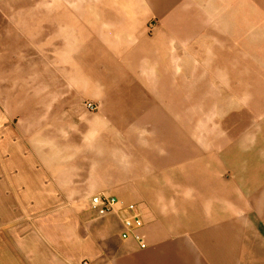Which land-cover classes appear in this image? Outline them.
Segmentation results:
<instances>
[{"label":"crops","instance_id":"crops-1","mask_svg":"<svg viewBox=\"0 0 264 264\" xmlns=\"http://www.w3.org/2000/svg\"><path fill=\"white\" fill-rule=\"evenodd\" d=\"M84 260L264 264V0H0V264Z\"/></svg>","mask_w":264,"mask_h":264},{"label":"built area","instance_id":"built-area-1","mask_svg":"<svg viewBox=\"0 0 264 264\" xmlns=\"http://www.w3.org/2000/svg\"><path fill=\"white\" fill-rule=\"evenodd\" d=\"M87 107L91 111L96 109V106L93 104H88ZM91 207L101 216L113 214L118 211L126 212L127 215L124 218L123 223L127 231L124 233L123 237L128 238L129 236H133L142 248H146L144 237L138 233V230L142 228L144 223L137 205L125 204L116 197L99 195L91 199ZM81 264H90V262L84 260Z\"/></svg>","mask_w":264,"mask_h":264},{"label":"rangeland","instance_id":"rangeland-1","mask_svg":"<svg viewBox=\"0 0 264 264\" xmlns=\"http://www.w3.org/2000/svg\"><path fill=\"white\" fill-rule=\"evenodd\" d=\"M33 95H34V97H36V95H35L34 93H33ZM96 109H97V108H96ZM96 109H95V110H96ZM95 110H93V111H95Z\"/></svg>","mask_w":264,"mask_h":264}]
</instances>
